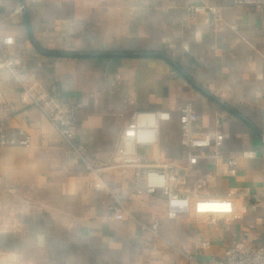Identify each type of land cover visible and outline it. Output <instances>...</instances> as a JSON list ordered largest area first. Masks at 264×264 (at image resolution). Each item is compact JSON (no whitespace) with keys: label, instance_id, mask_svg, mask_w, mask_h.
<instances>
[{"label":"crops","instance_id":"crops-1","mask_svg":"<svg viewBox=\"0 0 264 264\" xmlns=\"http://www.w3.org/2000/svg\"><path fill=\"white\" fill-rule=\"evenodd\" d=\"M205 5L218 17L188 18V7ZM0 33L14 40L6 52L22 59L21 76L58 85L60 101L77 105V143L93 163L112 158L136 112L158 110L173 116L161 137L166 161L187 163L177 119L191 104L195 130L221 131L224 156L238 159L236 175L213 178L209 191L246 193L213 200L228 205L214 222L196 211L170 220L161 193L137 197L124 177L105 175L134 216L114 219L110 195L95 190L93 174L3 69L0 107L17 109L9 130L32 142L0 147V264H213L244 231L264 241V9L233 0H0ZM214 166L200 160L189 183ZM155 220L158 236L140 225Z\"/></svg>","mask_w":264,"mask_h":264},{"label":"built area","instance_id":"built-area-1","mask_svg":"<svg viewBox=\"0 0 264 264\" xmlns=\"http://www.w3.org/2000/svg\"><path fill=\"white\" fill-rule=\"evenodd\" d=\"M233 4L236 7L264 9V0H233ZM199 13H206L213 18L219 15L218 9L212 6L187 8L189 19H194ZM13 43L12 37L0 33V70L6 69L11 72L15 85L21 88L29 105L45 114L68 146L72 156L93 174L95 190L110 195L113 203L109 209L114 219L123 220L125 217L134 216L122 203L121 196L105 181V175L124 177L137 197L156 196L161 193L164 197L165 215L170 220L196 211L208 213L214 222L220 211H204L202 205L213 204L215 199L240 200L246 196L245 191L236 189H228L222 195L209 191L213 178L236 175L238 159L224 156V134L221 131L201 133L195 130L199 116L191 104L184 105L177 119L181 129V143L192 151L187 163L166 161V154L161 149L162 129L172 121L173 116L170 112L161 110L136 112L122 130L112 158L105 163H93L86 157L87 148L77 143L75 132L77 105H65L60 101L61 92L58 85L48 88L29 77L21 76L22 59L11 57L6 52ZM16 112L14 105L3 104L0 107V147L31 145L32 137L27 131L21 128L9 130V120ZM153 149H156L154 153ZM203 159L214 161V168L195 182L189 183L190 175ZM252 208L255 209L256 206ZM140 225L143 230L158 236L161 221L155 220L151 225L142 223ZM202 245L206 250L210 243L204 241ZM191 261L193 262L192 259ZM213 264H264V241L254 238L250 231H244L227 248L224 257L215 260Z\"/></svg>","mask_w":264,"mask_h":264},{"label":"clouds","instance_id":"clouds-1","mask_svg":"<svg viewBox=\"0 0 264 264\" xmlns=\"http://www.w3.org/2000/svg\"><path fill=\"white\" fill-rule=\"evenodd\" d=\"M202 210L204 211H227L228 205L226 203L223 204H206L202 205Z\"/></svg>","mask_w":264,"mask_h":264},{"label":"rangeland","instance_id":"rangeland-1","mask_svg":"<svg viewBox=\"0 0 264 264\" xmlns=\"http://www.w3.org/2000/svg\"><path fill=\"white\" fill-rule=\"evenodd\" d=\"M164 128H165V127H163V129H162V138H163V134L165 133V132H164Z\"/></svg>","mask_w":264,"mask_h":264}]
</instances>
